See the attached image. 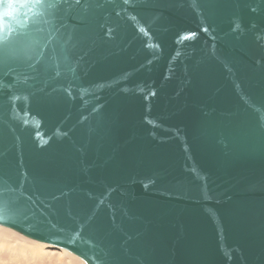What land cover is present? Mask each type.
<instances>
[{"label": "water", "instance_id": "95a60500", "mask_svg": "<svg viewBox=\"0 0 264 264\" xmlns=\"http://www.w3.org/2000/svg\"><path fill=\"white\" fill-rule=\"evenodd\" d=\"M0 225L264 264V0H0Z\"/></svg>", "mask_w": 264, "mask_h": 264}, {"label": "bare ground", "instance_id": "6f19581e", "mask_svg": "<svg viewBox=\"0 0 264 264\" xmlns=\"http://www.w3.org/2000/svg\"><path fill=\"white\" fill-rule=\"evenodd\" d=\"M0 264H87L74 253L0 225Z\"/></svg>", "mask_w": 264, "mask_h": 264}]
</instances>
